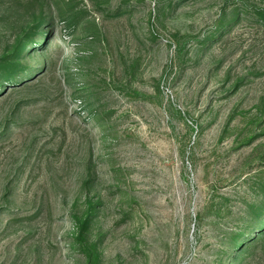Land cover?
I'll list each match as a JSON object with an SVG mask.
<instances>
[{"label": "rangeland", "instance_id": "1", "mask_svg": "<svg viewBox=\"0 0 264 264\" xmlns=\"http://www.w3.org/2000/svg\"><path fill=\"white\" fill-rule=\"evenodd\" d=\"M243 6L264 0H0V67L24 68L0 88V264H264Z\"/></svg>", "mask_w": 264, "mask_h": 264}, {"label": "trees", "instance_id": "2", "mask_svg": "<svg viewBox=\"0 0 264 264\" xmlns=\"http://www.w3.org/2000/svg\"><path fill=\"white\" fill-rule=\"evenodd\" d=\"M235 13L237 14V10H239L240 8H233ZM242 9H245L246 11H249L253 16H254V19L256 22H258L259 24H262L264 25V9H261V8H253V9H250V8H247V6H243ZM30 42V41H29ZM28 42V43H29ZM16 68V64H8V65H5L4 67H0V88L4 87L7 83L8 85H14V83H16V81L19 79H23V74H24V71L22 69V73L20 74V76H15V74L17 72H19V69H15ZM20 69V70H21ZM3 73H7L5 79H1V75ZM17 75V74H16ZM84 230V228H80L78 229L77 231V236H80V234L82 233V231ZM252 238H256V237H253ZM251 238V239H252Z\"/></svg>", "mask_w": 264, "mask_h": 264}]
</instances>
